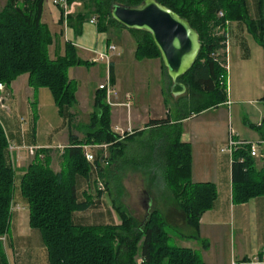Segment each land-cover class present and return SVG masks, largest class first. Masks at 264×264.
<instances>
[{"label": "trees", "instance_id": "1", "mask_svg": "<svg viewBox=\"0 0 264 264\" xmlns=\"http://www.w3.org/2000/svg\"><path fill=\"white\" fill-rule=\"evenodd\" d=\"M80 1L83 12L75 16L77 33L82 22L95 17L99 32L108 33L117 28L126 30L132 36L137 61L160 60L150 34L127 30L110 15V8L114 5L136 6L143 0ZM156 1L189 21L198 32L201 49L192 67L177 79L185 86L186 92L175 100V122H171L169 115L148 122L149 127L158 131L160 143L156 147L159 151L157 155H162L159 169L170 191L172 205H155L145 218L138 219L126 205H117V200H114L119 224L82 225L73 222L75 212L85 211L94 205L92 196L79 201L76 195L77 179L80 177L86 181L92 171V166L84 159L81 146L86 143L110 144L109 165L101 168L99 159L94 163L108 190L109 174H113L110 166L123 157L125 142L135 134H141L142 130L119 140L111 130L110 106L105 101L104 90L97 89L83 137L73 134L75 115L70 110L76 103L77 85L68 77V69L94 65L95 62L82 59L70 42L65 43L62 56L50 58L48 48L52 44V35L41 21L44 0H6L0 9V83L5 84L8 90L12 81L27 74L28 86L33 90L47 88L59 114L67 120L68 144L59 155L60 169L55 171L51 167L50 150L38 149L21 175L19 186L16 185L10 162L9 141L0 122V236L8 230L12 199L18 187L28 206L29 225L41 234L48 264H200L202 259L198 252L170 244V235L165 228L169 223L182 236L199 239L202 247L208 248V242L200 239L199 221L212 208L217 190L211 182H192L191 146L180 140L179 122L227 101V72L223 67L226 63V42L216 33L219 26H224L226 21L244 20L264 48V0H257L261 16L256 20L247 18L245 0ZM220 11L222 17L218 16ZM162 68L166 73L163 65ZM108 72L109 80L113 82L111 62ZM169 82L171 85L170 78ZM252 127L260 132L264 128V116L260 125ZM261 134L264 139V132L261 131ZM257 161L260 160L250 155L249 145L237 146L233 151V204L264 196V165H259ZM96 196L102 197V192H97ZM175 208L178 215L174 212ZM178 219L180 222H177Z\"/></svg>", "mask_w": 264, "mask_h": 264}, {"label": "crops", "instance_id": "2", "mask_svg": "<svg viewBox=\"0 0 264 264\" xmlns=\"http://www.w3.org/2000/svg\"><path fill=\"white\" fill-rule=\"evenodd\" d=\"M70 4L74 5L73 11L67 17H64L61 8L55 5L53 0H44L43 2L41 21L48 27L52 35V44L48 48L49 56L52 59L57 56H62L65 52V43L67 42L74 45L79 52V56L85 60L92 61L99 53L107 54L108 60L98 61L90 66H73L68 69V77L74 80L77 85L76 101L83 99L81 94L83 93L82 88L84 86L82 84V74L95 72L98 75H93V79L91 80L92 84L96 83L95 89L92 92L90 91L87 97L85 96V99L91 103L93 108L98 85L103 83L106 79L104 77L107 76L109 78L108 65L111 62L113 64V82L111 83L117 92V97L114 99L115 105L110 106L111 130L113 131L115 127L121 129L131 128L133 131L142 130L141 134H135L133 138L127 140L124 144L123 156L133 159L131 163L133 164L132 167L136 169L135 173H139L137 170H140L138 168L139 166H137L140 164L138 161L139 148L136 147L139 138L141 136L145 137V134L149 131L157 132L156 137L153 139L146 137L143 155L144 162L142 161V166L146 169V172L150 175V181H152L153 175L162 165L160 162L162 161L160 160L162 155H157L159 151L156 147L160 143V139L157 137L158 131L149 127L148 122L151 119L165 118L167 115H169L171 122H175V100L177 97L172 96L174 117L170 114L171 110L169 109L158 115L154 112L151 113L152 108H149L148 103L156 102V104L161 105L163 89L156 85L150 87L147 83L144 84V80L143 82L141 81L144 76H146L145 78H149L148 71L151 69L149 64H145L147 68L136 67L138 71L135 70L133 72V75L130 76V81L126 78L129 82L122 79L117 71V62L121 55L118 52L115 53L117 46H119L115 43L116 39L113 40L110 34L99 32L96 25L89 23L90 18L81 23L80 32L77 33L74 27L76 23L75 16L83 12V3L80 0H74ZM253 10L252 13L249 11L247 18L256 20L261 16V12L257 6V0L256 7ZM123 32L127 31L115 28L112 29L111 34L119 37L120 35H124ZM225 32L228 37V47L226 40V62L228 64L227 70L230 74V94L227 87V101L179 122L181 125L180 140L189 143L192 150V182H211L216 186L217 190V196L212 208L206 211L199 221V236L200 239L208 242V248H203L201 240L199 239L187 238L181 234H178L177 238L179 247L190 248L198 252L202 259L200 264H231L232 262L235 264H249L248 261L254 256H258L260 249L262 250L264 248V196L250 199L242 204L232 203V159L225 152L220 151L227 138V131L225 129L226 122L227 125L228 123L232 125L237 133L236 138L240 140L257 142L263 138L261 131L264 132V128L258 132L252 125H260L264 116V51L250 31L248 23L244 20L228 21ZM133 43L135 50L134 40ZM111 44L115 46L113 51L108 50V46ZM154 61L156 62L154 74L156 77L164 79V74L166 75V73L159 59H144L136 62L143 64ZM99 63L105 65V72L103 68L98 67ZM150 65L154 66V63H150ZM234 73L237 84L235 88L236 92L232 93L231 83L232 74ZM27 82V74H23L11 82L8 87L10 96L7 99V108L10 111L15 110L17 113L21 108L27 107L28 112L33 116L32 111L34 108L37 110V102L39 103L42 97L45 98L46 96L48 98V93L44 91V88L33 90L28 86ZM158 92L160 93L159 95H157ZM127 93L130 94L129 107L123 105L126 102L125 95ZM39 94L40 97L37 98ZM140 104L143 105L144 109H147L148 113H151L144 120H141L143 117L140 115L139 110H137V105ZM5 110L0 108V117H3L10 126L9 133H5L8 141L14 146L11 159L16 182L20 180L21 175L35 156V154L32 155L29 153V146L50 150L51 167L55 171L59 170L60 167L57 170L55 168L57 154L59 156L63 151V149L59 148L60 146L65 147L68 144V129L66 130L67 134L61 142H53L48 137L49 140L41 145V140L39 137H36L34 129L32 134L30 132L21 134V130H19L20 123L15 122L13 125L11 112L9 113ZM70 111L78 118L79 114L74 107ZM209 112L218 114V118L214 117L207 120L203 127L194 126L188 128L185 126L188 121ZM225 114L228 115L226 120ZM247 114L249 118L246 117ZM125 116L126 119H124ZM14 120H16L15 116ZM35 123L36 120L33 122L34 126ZM72 132L80 138L81 136L83 137V134L78 132V128L72 129ZM196 148L202 159L201 163L203 164L199 171H197L195 162ZM217 149H219V153H217ZM151 150L153 151L152 155L150 154ZM136 154H138L137 157L135 156ZM111 174L110 172L109 177ZM16 185L18 186V184ZM84 189L85 180L79 177L76 182V195L79 201L84 200L87 196ZM106 194L108 195L107 192ZM104 196L105 194L102 195L101 199H104ZM116 202L109 200L107 206L105 203L102 204L100 201H97L99 203L98 207H94L96 205H93L85 210H92V222L82 225L119 224V215L115 208H112ZM145 204L146 212L143 213L142 218H145L150 209L156 205L155 203H150V201L148 202V199ZM157 206L161 207L160 205ZM128 210L130 211L129 207ZM174 212L177 215L179 214L176 208ZM79 213L81 211L75 212L73 217ZM133 215L139 219L138 216ZM177 222H180V220L178 219ZM40 236V232L37 229L31 228L29 225L28 206L17 187L12 199L9 227L5 233V240L0 241V247L3 250L0 252V264H10V259L13 264H48L43 259L42 262L39 261L38 263V258L42 255V252L37 256L33 255L34 250H45L44 245L42 247L40 244ZM38 246H41L43 249Z\"/></svg>", "mask_w": 264, "mask_h": 264}, {"label": "rangeland", "instance_id": "3", "mask_svg": "<svg viewBox=\"0 0 264 264\" xmlns=\"http://www.w3.org/2000/svg\"><path fill=\"white\" fill-rule=\"evenodd\" d=\"M5 0H0V7L4 4ZM245 4H246V8L248 10V13L250 11V13H252V11H254V7H256V0H245ZM233 22V21H231ZM110 30L107 34L111 36V38L114 40L116 39L115 43L118 44L119 46H117V50L115 53H119L121 56L119 57V60L117 62V71L118 74L120 75V77L122 79H124L125 81H127V79L130 81V76L133 75V72H135V70H137L138 67L140 68H147L145 67V64H149L150 66V70L148 71V75L149 78H145L146 76L143 77V79L141 80L143 82V80L145 81L144 84H148L150 87H154L155 85L157 87H161L163 89V96L161 97L162 99V104L158 105L156 104V102H151L148 103V106H150L149 108H152V110L150 111L151 113L154 112L157 115L158 114H162L165 112V110L169 109L171 110L170 114L172 115V117H174V108H173V98H172V94L170 92V82H169V78L164 74V79L160 78V77H156V75L154 74V70H155V61L154 62H145L143 64H138V62H136L137 60L134 59L133 57V50H134V43H133V39L132 36L128 33V32H123L124 35H120L119 37L114 36L111 34ZM117 37V38H116ZM127 39V41H126ZM226 40H227V47H228V37L226 35ZM263 48V47H262ZM264 51V48H263ZM53 56V55H51ZM150 63H154V66H151ZM98 67H101L104 69V72L106 71L105 65L100 64L98 65ZM137 67V68H136ZM227 69H228V64H227ZM146 70V69H145ZM138 71V70H137ZM227 87H228V92L230 94V74L229 71L227 70ZM93 75L96 76L98 74L94 73H86V74H82V84L84 85L82 90L83 93V99H80V101H76V103L74 104V108L76 109V111L78 112L79 116L78 118L75 117L74 121H72V124H74V129L78 128V132L81 134H83V132L86 129V125L89 122V114L92 112L93 108L90 102L87 101V99H85V96L87 97V95L89 94V92L93 89H95L96 83L92 84L91 80L93 79ZM144 75V74H143ZM232 83H231V87H232V93L236 92V76L235 73L232 74ZM106 78V79H105ZM107 76L104 77V81L103 83L107 80ZM127 78V79H126ZM238 79V76H237ZM239 80V79H238ZM263 80H264V71H263ZM127 81V82H129ZM133 81V80H132ZM166 82V83H165ZM164 83V85H163ZM166 85V86H165ZM44 91H46L48 93V98L42 97L41 100L39 101V103L37 102V110L34 108L32 113L33 116H31V113L28 112L27 107L25 108H21L20 111H17V113L15 112V110H8V105H7V100L4 102L6 106V110L7 112H11V115L13 117V125L15 124V122L20 123L19 125V130H21V134L25 133V132H30L31 134L33 133V129L36 132V137L41 140L40 144L43 145L47 142L48 137L51 138V140L53 142L59 143L62 141V139L65 137V135L67 134V120L66 118H64V116H61L54 104L52 95L50 93V91L47 88H44ZM157 94V93H156ZM160 93L158 92L157 95H159ZM8 96L9 93H8ZM40 97V94L37 98ZM9 97H7L8 99ZM155 100V99H154ZM147 104V103H145ZM137 110H139L140 115L144 118L147 117L148 113L147 109L143 108V105H137ZM74 111V110H73ZM7 113V114H9ZM14 116L16 117V120H14ZM33 117V118H32ZM218 118V114H214V112H209L206 114H202L196 117V119H193L191 121H188L185 126L190 128V127H203L205 122L211 118ZM248 114H247V116ZM1 118V122L4 126V130L5 132L9 133V125L8 123L5 121V119L3 117ZM228 118V115L225 114V120ZM124 119H126V116L124 117ZM36 120L35 126L33 124V122ZM111 120V118H110ZM123 121V120H122ZM87 122V123H85ZM85 123V124H84ZM140 124V123H139ZM229 125V123H228ZM228 125L227 122L225 123V129L228 133ZM114 130V129H113ZM156 133L157 132H153V131H149L148 133L145 134V137L141 136L139 138V141L137 142L136 147L139 148V156L138 154H136L135 156H138V161H139V166L138 168L140 170H137L139 173H135L136 169H134L132 167V163H131V158L129 157H121L119 159H117L113 165L110 166V169L113 170V174L110 175V178H108V182H109V186H108V190L105 191V198L101 199L100 202L102 204H106L109 200H117V205H120V203H122L123 205H126L127 207H129L130 211L135 214L136 216L139 217V219H142L143 216V209H142V204L141 200L145 198V194L143 193V189L145 192H147L148 194L146 196H148V202L150 201V203H155L156 205H160L161 207H168L172 205V200L170 198V191L166 185V182L163 178V173L162 170H158L152 178V181H150V175L146 172V169L143 168L142 166V161L144 162V151H145V145H146V137L153 139L156 137ZM226 133V134H227ZM81 136V135H80ZM227 136V135H226ZM82 137V136H81ZM261 140V139H260ZM226 141V140H225ZM225 146L222 145L221 148H223ZM261 149H263V147H261ZM264 151V149H263ZM192 153V150H191ZM217 153H219V149H217ZM227 155H229L227 152H225ZM129 154V153H128ZM59 156L57 154V162L55 164V168L56 170L60 167L59 166ZM201 157L199 155V152L196 148V157H195V162H196V168L197 171H199V169H201L202 167V163H201ZM257 163H259V165H262L263 163L261 161H258ZM258 165V164H257ZM93 171V170H92ZM90 171V174L88 176V180L92 178V176H94V173ZM19 178V177H18ZM16 184H18L19 186V180H17ZM85 193L87 196H92L91 194H93V192L95 193L94 189L91 188L90 186H86L85 187ZM143 188V189H142ZM140 190V191H139ZM142 191V192H141ZM106 192L108 193V195L106 194ZM138 202V203H137ZM99 203H96V206L94 207H98ZM108 206V205H107ZM108 208V207H107ZM114 208V207H112ZM93 218H92V210L89 211H81V213L79 214H75V216L73 217V222L74 223H81V224H87L89 222H92ZM166 231L168 232V234L170 235V244L175 245V246H179V244L177 243V238H178V234H179V230L175 229L174 226H172V224H167L166 225ZM38 231V230H37ZM41 235V234H40ZM40 244L43 247V241L42 238L40 236L39 238ZM39 248L41 246H38ZM41 247V248H42ZM261 247V246H260ZM43 249V248H42ZM0 251H3L2 248L0 247ZM261 251V249H260ZM40 252H42V255H40V257L38 258V263L39 261L42 262L45 261L46 263L48 262L47 260V254L45 252V250L43 249L42 251L40 249L34 250L33 251V255L37 256L40 254ZM4 253V252H3ZM45 256V259H44ZM10 264H13V262L10 259Z\"/></svg>", "mask_w": 264, "mask_h": 264}, {"label": "water", "instance_id": "4", "mask_svg": "<svg viewBox=\"0 0 264 264\" xmlns=\"http://www.w3.org/2000/svg\"><path fill=\"white\" fill-rule=\"evenodd\" d=\"M110 15L127 30L150 34L171 80L172 96L183 95L186 88L177 79L192 67L201 49L198 32L189 21L156 0H143L136 6L114 5Z\"/></svg>", "mask_w": 264, "mask_h": 264}, {"label": "built area", "instance_id": "5", "mask_svg": "<svg viewBox=\"0 0 264 264\" xmlns=\"http://www.w3.org/2000/svg\"><path fill=\"white\" fill-rule=\"evenodd\" d=\"M53 3L57 5L59 8H61V11L64 15V17H67L70 12L73 11V4H70L67 0H53ZM218 16L222 17L223 13L220 11L218 12ZM227 22H225L224 26H219L217 28V35L224 37L225 42H226V32L225 28L227 25ZM89 23L96 25V18L91 17L89 19ZM115 49V46L113 44L108 46V50L113 51ZM102 60H108V56L106 53H99L97 57H94L92 59V62H98ZM227 72V62L223 65ZM227 79V77H226ZM227 84V80H226ZM98 89L104 90L105 93V101L109 106H114V99L117 97V92L114 88V86L111 84L109 78L107 80L98 85ZM8 90L6 89L5 84L0 83V108L6 109L5 101L7 100L8 97ZM126 102L123 103L124 106L129 107V101H130V94L125 95ZM114 133L118 135L119 140L123 139L126 135L133 134L134 131L131 128H126V129H121L119 127L114 128ZM236 131L232 127L231 124L228 125V133H227V138L225 142V146L220 149L221 152H227L229 154L230 159H232V153L235 150L237 146H242V145H249V151L250 155L256 159H259L263 165H264V151L261 149L264 145V139H261L257 142H249L245 140H240L236 138ZM109 146L110 144L108 143H86L81 146L82 153L84 156V159L86 160L87 163H89L92 166V172L94 173V176H92L91 179H87L85 181V187L90 186L91 188L94 189L95 193L93 192L92 198L94 200V205H96L97 201H100L101 197H97L96 194L97 192H102V195L105 193L106 188L104 184V178L100 177L96 167L94 166V163L97 159H99V164L101 168H105L109 165ZM60 149H63L64 146H60ZM14 150V146L9 142L8 143V152L10 156V162L12 164V151ZM38 150L37 147L35 146H29L28 151L30 154L34 155L35 152ZM13 165V164H12ZM86 188L84 189V191ZM5 240V234L0 236V241ZM249 264H264V248L260 251L259 256H254L251 260L248 261ZM231 264H235L232 262Z\"/></svg>", "mask_w": 264, "mask_h": 264}, {"label": "flooded vegetation", "instance_id": "6", "mask_svg": "<svg viewBox=\"0 0 264 264\" xmlns=\"http://www.w3.org/2000/svg\"><path fill=\"white\" fill-rule=\"evenodd\" d=\"M139 191H140V190H139ZM141 192H142V191H141ZM143 193L145 194V198L141 200V203H143V204H142V209H143L142 213L146 212V204H145V203H146V200L148 199V196H146L147 193L144 192V190H143Z\"/></svg>", "mask_w": 264, "mask_h": 264}]
</instances>
